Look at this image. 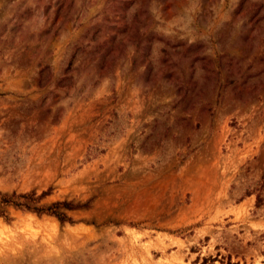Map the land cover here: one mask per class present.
Here are the masks:
<instances>
[{"label":"rangeland","instance_id":"374dc122","mask_svg":"<svg viewBox=\"0 0 264 264\" xmlns=\"http://www.w3.org/2000/svg\"><path fill=\"white\" fill-rule=\"evenodd\" d=\"M48 188L0 264H264V0H0V192Z\"/></svg>","mask_w":264,"mask_h":264},{"label":"trees","instance_id":"16d2710c","mask_svg":"<svg viewBox=\"0 0 264 264\" xmlns=\"http://www.w3.org/2000/svg\"><path fill=\"white\" fill-rule=\"evenodd\" d=\"M38 77L39 84L45 86L48 81L45 69L39 71ZM50 194V188L42 191L40 194H37L34 190L25 193H17L16 191H12L11 193L0 192V217L8 221L7 209L13 208L37 216L47 215L54 217L60 224H64L65 222L72 223V219L65 212L87 208L90 203L89 200L83 204H74L68 201H56L50 204L43 203Z\"/></svg>","mask_w":264,"mask_h":264}]
</instances>
